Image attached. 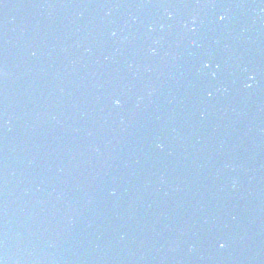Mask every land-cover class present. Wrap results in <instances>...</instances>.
Returning a JSON list of instances; mask_svg holds the SVG:
<instances>
[{
  "label": "water",
  "instance_id": "water-1",
  "mask_svg": "<svg viewBox=\"0 0 264 264\" xmlns=\"http://www.w3.org/2000/svg\"><path fill=\"white\" fill-rule=\"evenodd\" d=\"M0 264H264V0H0Z\"/></svg>",
  "mask_w": 264,
  "mask_h": 264
},
{
  "label": "snow or ice",
  "instance_id": "snow-or-ice-1",
  "mask_svg": "<svg viewBox=\"0 0 264 264\" xmlns=\"http://www.w3.org/2000/svg\"><path fill=\"white\" fill-rule=\"evenodd\" d=\"M221 18H222V17H221ZM220 247H224V245H223V244H221V245H220Z\"/></svg>",
  "mask_w": 264,
  "mask_h": 264
}]
</instances>
